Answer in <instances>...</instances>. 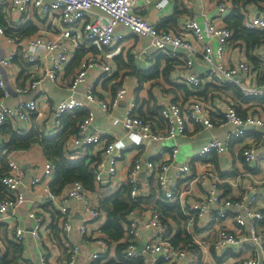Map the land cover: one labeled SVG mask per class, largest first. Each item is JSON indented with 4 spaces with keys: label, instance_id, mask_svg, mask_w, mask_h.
I'll use <instances>...</instances> for the list:
<instances>
[{
    "label": "clouds",
    "instance_id": "9594fccd",
    "mask_svg": "<svg viewBox=\"0 0 264 264\" xmlns=\"http://www.w3.org/2000/svg\"><path fill=\"white\" fill-rule=\"evenodd\" d=\"M232 6L233 0H10L0 34L21 15L31 19L35 29L17 37L13 50L20 47L31 61L39 57L42 66L30 69L29 63L10 62V57L0 63L8 68L16 91L29 97L43 94L28 104L37 112L35 119L29 118L28 109L12 110V129L4 139L21 127L37 130L32 147H42L45 136L55 137L42 166L31 170L41 183L30 191L51 199L45 224L52 220L57 226L43 235H38L39 227L26 233V218L17 217L0 233V264H108L118 245L131 254L139 244L153 264L158 255L166 257L162 264H195L201 255L205 264H217L216 257L226 249L240 254L221 264H264V228L247 223L264 210L262 201L250 204L254 193L264 192V172L247 171L255 165L256 153L264 151V99L245 103L240 95L264 92V0H236L243 14L239 24L223 19ZM37 71L40 77L32 79ZM226 80L235 81L239 90L220 86ZM11 99L5 92L0 104ZM65 105L86 111L74 113L71 123H61L57 116ZM241 123L255 124L259 140L246 138L229 146L225 130ZM213 140L219 158L206 174L208 166L193 168L192 158L207 152ZM4 151L8 157L18 155L15 149ZM64 159L82 163L61 168ZM229 167L240 174L230 184L214 187L216 169ZM178 173L195 178L178 185ZM49 180L56 181L51 189ZM6 183L28 187L15 176ZM116 189L122 191L123 206L103 205L99 194ZM189 189L198 197L208 195L196 204L202 209L200 218L185 222L184 205L195 203L187 199ZM224 190L230 195L218 200ZM174 193L182 203L169 214L157 201L175 199ZM23 202L21 197L17 203ZM209 208L221 213L224 208L242 209L244 215L221 221L208 214ZM78 210L98 219L81 227L71 219ZM110 213L122 234L99 230ZM210 221L211 228L201 231ZM178 228L181 235L173 243ZM245 242L255 247L241 252Z\"/></svg>",
    "mask_w": 264,
    "mask_h": 264
},
{
    "label": "built area",
    "instance_id": "2783aa9c",
    "mask_svg": "<svg viewBox=\"0 0 264 264\" xmlns=\"http://www.w3.org/2000/svg\"><path fill=\"white\" fill-rule=\"evenodd\" d=\"M10 0H0V5L1 7H4V9H6L8 7ZM48 7H51V4L48 5ZM238 7L236 5L233 4L231 11L225 16L223 17L224 20L227 21V17ZM77 11L81 12V16H85L86 13L83 12L82 9H77ZM53 15H56L55 13H53ZM20 17H24L23 15H21ZM213 19H215V17H213ZM9 27L5 30V32L3 34H0V37L3 39V41L7 44V46L9 47L7 50V54L2 57L0 59V61H4L6 58L10 57V62H16V58L20 57L22 58L23 62H27L30 65V69L31 67H36V66H42L40 64V58L36 57L35 61H31L28 59V56L21 50L20 47H17L15 50H13V44L16 43L17 40V35L13 34V33H8L9 28L11 29H18L20 26L16 25L17 20H11ZM197 23L200 25V29L203 30L204 25L203 23L197 19ZM209 27H215L214 25H209ZM70 37H74L76 35L75 31H72L69 33ZM132 35H136L135 33H132ZM94 46V44L91 45V47ZM84 45L81 44L80 48L83 49ZM157 52H162L161 49H155ZM259 57H256V60H259ZM2 66H4L6 69H8L4 64L0 63ZM209 72L211 71V69L208 70ZM20 73L16 74V79L18 80L20 77ZM41 73L39 71L35 72L34 76L32 77V79H38L40 77ZM0 80H2L3 82V88H0V91L3 93L7 92L8 95H10L9 91H8V84L12 83V80L10 77L6 78V76L3 74V72H0ZM222 87L226 88V87H230V86H236L239 88V85H237L235 83V81L232 80H226V81H222L221 85ZM14 92L17 93L18 95L21 96H25L22 95L20 92L16 91L14 88ZM39 93L36 92L35 94ZM35 94H33L30 98L28 99H22L17 105L15 106H9V105H5V104H1L0 105V127L3 126L8 120H13V116H12V110H18L20 112H23L25 109H28V104L30 101H34L36 100ZM243 96L245 98H264V92H260V91H249L247 92V95L245 96L244 92H242ZM249 101H253V100H245V103H248ZM79 109L78 105H73L72 108H69L67 105H65L59 112L57 118L61 121V123H63V117L67 114H70L73 116V114ZM28 114H29V118L32 119L34 116L37 115V112L35 109H28ZM219 114H224L223 112H219ZM225 119L227 118L224 114ZM250 127H255L257 128V126L255 124L252 125H248ZM22 133H27V131H22ZM50 136V135H49ZM230 137L232 138H247L250 137L249 135H247V129L245 127V124L241 123V124H236L234 125V129L231 131L230 133ZM253 142H256L257 140L255 138L250 139ZM216 141H210V146L207 149V152H198L196 153V155L193 156V162L195 161H200L203 160L205 158L208 157L209 154L211 153H216L217 152V148H216ZM90 147V145H89ZM3 148V145L0 144V150ZM16 152L18 153V155L13 156V157H8L7 156V160H8V170L7 172L4 174V176L1 178V183L4 186L5 190H4V194L3 196H0V221L5 220L8 217V213L18 207H20L21 205H23L26 201H27V192L30 191V189L34 188L37 184L41 183V181H37L35 179V175H28V168L25 167L24 163H22L21 161V155H23V153L28 150V149H15ZM11 152V151H10ZM7 154V153H6ZM46 157V156H45ZM153 159V158H150ZM155 160V159H153ZM261 161H264V151L258 152L255 155V165H257L258 163H260ZM253 165V166H255ZM38 166H42V164H37L34 165L33 169L38 167ZM208 168L205 169L206 174L210 171V169L212 168L208 163H207ZM234 169H230L229 173L234 172ZM216 177H217V181L218 183L216 185H214V187H220L221 184H226L228 183V179H226L227 177H225L224 175H222V173H219L218 171H216ZM178 176L180 175V173L177 174ZM13 176H15L16 180H23L25 182V184L28 185V187H24L23 184H17L16 187H13L12 184H8L6 183V180L12 179ZM187 179V178H191V181L195 178V175L192 176H185L183 175V173H181V175L177 178V184L178 185H183V179ZM53 180H49L48 185H46L47 187L50 188L51 182ZM15 182V181H13ZM139 186V185H138ZM200 186V185H199ZM191 192V190H190ZM189 192V193H190ZM188 193V194H189ZM174 196H176L175 199L172 198H168L165 197L164 199H166V201H168L169 203H174L179 205V207L181 206V199L179 196L176 195V193L173 194ZM208 193L206 192H202L201 196H196L195 194H192L189 198V200H195V203L193 204H186L184 205V207H186L188 209L187 213L184 214L185 216V222H190L192 220L193 217H196V219L200 218L202 209L198 208L196 206V204L199 203L200 199L203 196H207ZM226 196H229L227 190H224L221 192V195L219 197H217L218 200H222L224 199ZM21 197H23L24 202L23 203H17ZM259 200V196L257 193H254L253 196L251 197L250 200V204L256 203ZM9 203V207L5 208V204ZM51 204L52 201L50 198H47L46 196H44V200L41 201L40 203H37V205L35 206L36 211H32L30 213L31 219L33 221H35V223L32 222V227H31V232L35 231L37 227H39L40 232L38 233V235H42V231L44 229V220L42 218V216L39 213V210H41V206L44 204ZM59 210V209H58ZM208 214H210L213 218L218 217L221 221L224 220H230L232 217L235 216H239V215H244V211L242 209L237 210L234 208H224L223 209V213H221L219 208H209L208 209ZM62 218V213L59 210V219ZM72 219V217H71ZM97 217H83L80 226L84 227L88 224L93 223L95 220H97ZM52 222V220H51ZM264 222V210H262L261 215L259 216H253L250 220L247 221L248 224H250L254 229L255 228H259L260 224ZM48 223H50V220L48 221ZM212 224L211 221L208 222L207 224L204 225L203 229H200L201 231H203L204 229H209L211 228ZM238 227H243L238 225ZM171 229H169L170 231ZM168 233L166 232L165 235H167ZM181 235V234H180ZM179 232L176 231V235L175 237H173V243H175L178 238H180ZM23 234H21L19 239H22ZM142 246V248L140 249V247ZM255 245L252 242H245L242 246H241V252L247 250V249H251L254 248ZM121 256L117 257L114 256L113 258H111L108 261V264H125L126 261H136L139 260L142 262V264H153V261L151 260V257L148 253L145 252V246L143 244H139L136 247V250L134 252H132L131 254H129L128 252H125L123 250L120 251ZM107 254V252L105 253V255ZM240 253L238 252H232L231 249H226V251L224 253H222L220 256L216 257V259H227L229 256H237ZM46 256H48V253H46ZM44 259L47 260V258ZM166 259V257L164 255H158L154 261V264H162V261H164ZM196 262H201L202 264H205V262L202 259V255L198 256L196 259ZM192 264V262L190 263Z\"/></svg>",
    "mask_w": 264,
    "mask_h": 264
},
{
    "label": "crops",
    "instance_id": "0c3cea01",
    "mask_svg": "<svg viewBox=\"0 0 264 264\" xmlns=\"http://www.w3.org/2000/svg\"><path fill=\"white\" fill-rule=\"evenodd\" d=\"M183 2V0H181V3ZM201 2L203 3H211L212 0H201ZM1 10H2V15H3V10H4V7H1ZM196 16L199 19V16L200 14L199 13H196ZM169 19H172L171 17ZM202 23L203 21L200 20ZM29 22H32L31 19H28V20H25L24 17H20L19 20H17V23L16 25L18 26H23ZM10 24H13V23H10ZM33 24V22H32ZM34 25V24H33ZM35 26V25H34ZM19 27V28H20ZM36 27V26H35ZM8 46L7 44L3 41V39L0 37V59L2 57H4L6 54H7V50H8ZM92 49H95V45L91 47ZM152 52H154L157 56L160 55L162 52H158L155 50V49H152L151 50ZM115 59V58H114ZM15 63H24L22 58L20 57H17L16 58V62ZM0 72H3V74L6 76V78L10 77V74H9V71L8 69H6L4 66H2L0 64ZM8 91L10 93V97L12 98L10 102H5L3 104L5 105H9V106H15L17 105L22 99H28L30 98L29 96H21V95H18L17 93L14 92V88L12 86V83L11 84H8ZM227 88H232L233 90H239L238 87L236 86H230V87H227ZM43 92H39L37 94H35L36 97H39L40 95H42ZM241 95V93H240ZM0 97H3V93L0 91ZM1 105V104H0ZM78 110H85L84 108L82 107H79ZM77 110V111H78ZM221 117L225 118L224 117V114H219ZM36 116H34L32 119H35ZM8 126H10L12 128V120H8L6 123H5ZM234 129V126L232 128H228L225 130V133H224V142L226 144H228L229 146L231 145H234L236 142L242 140V139H246L245 137L243 138H232L230 137V133L231 131ZM247 129V135H249L250 137H247V139H253L255 138L256 140H259V137H260V133L257 131V128L255 127H250V126H247L246 127ZM31 130V129H30ZM30 130H25V128H18L16 131L18 133H21L22 131H30ZM9 134H6L5 132H2L0 130V144L4 145L5 143H8L10 140H7L5 141V137H7ZM28 150H26L23 155H21V161L22 163H24L25 167H27L28 169V175H31V170L33 169L34 165H37V164H43L44 160H45V153H44V149L43 147H30V148H27ZM159 156V153L157 154V156H154V157H150V158H153V159H157ZM218 154L216 153H211L208 155L207 158L203 159V160H200V161H195L193 162L192 166L193 168H204L205 165H207V163L213 167V161H216L218 159ZM261 162H264V161H261ZM258 163L257 165L253 166V167H250V168H247V171L249 173H251L252 175H258V174H261L262 172H264V167H262V163ZM230 169H234L232 173H229L230 172ZM216 171H218L219 173H222V175H224L225 177H227L226 179H228V183L226 184H230V181L232 179H234L235 177H237L240 173H239V170L234 168V167H229V168H225V169H216ZM183 183H188V184H191V178H185L182 180ZM196 187H200L199 185H196ZM102 190L104 191H108V189L106 188V186L102 185L101 186ZM191 189L188 190V193L190 192ZM104 191H102L100 194H99V197L100 199L102 198H105L109 195H111L112 193H110L109 195H104ZM228 192V191H227ZM259 196V200L258 201H262L264 202V192H256ZM194 194L192 191L188 194L187 196V199L190 198V196ZM228 194L230 195V193L228 192ZM44 200V195H41L39 197H37L35 195V193L29 191L27 192V201L21 205L20 207L10 211L8 213V217L5 219V220H2L0 221V233H6L8 230H9V226H10V223H12V221H16L17 220V217H24L26 218V222L24 224V231L26 233H31V227H32V220L30 218H28V214H30L32 212V209L35 208V206L37 205V203H40L41 201ZM28 201H31L29 203L28 206L27 205V202ZM49 203L47 204H44L41 206V210H39V213L40 215L42 216L43 220H44V229L42 231V235L44 234L45 230L47 229H50L49 228V225L52 224L51 220H50V223H47L45 224V219H46V216H45V213H47V210H48V207H49ZM56 212L59 213V210L56 209ZM85 215L81 212V211H76L73 213L72 215V220L73 221H76V222H79V224H81V221L83 219ZM183 220V219H182ZM185 220V219H184ZM106 222V221H105ZM104 222V223H105ZM103 223V224H104ZM55 224V223H54ZM101 224L100 227L103 225ZM259 228H264V222H262L259 226ZM52 230H55V229H52ZM101 230V229H99ZM177 231L179 232V228L177 229ZM13 235H15V231L13 230ZM24 239V236H22V239L20 240H23ZM8 243L11 245V244H15V241H12V240H8ZM116 255L117 257H120V254H119V248L118 246L116 247ZM7 253H5L6 255ZM50 253H48V256H46L45 254V258L48 259ZM113 258V257H112ZM59 259V258H57ZM219 260L224 261L225 259H216L217 261V264H221V262H219ZM191 263V262H190ZM27 264H31L30 261L27 262ZM195 264H202L201 262H196L195 261Z\"/></svg>",
    "mask_w": 264,
    "mask_h": 264
},
{
    "label": "trees",
    "instance_id": "16d2710c",
    "mask_svg": "<svg viewBox=\"0 0 264 264\" xmlns=\"http://www.w3.org/2000/svg\"><path fill=\"white\" fill-rule=\"evenodd\" d=\"M233 4L236 5V0H233ZM2 10H1V5H0V19H2ZM243 19V14L239 11V8L235 9L228 17H227V21H229V23H236L239 24L240 21ZM35 26L32 24V22H29L23 26H21L18 29H11L9 28L8 33H13L15 35H17L18 37H22L23 35L27 34L30 30H34ZM158 53V52H157ZM163 55V52L160 54ZM159 56V55H158ZM254 60H256V58H254ZM227 88V87H226ZM241 93V97L246 99V100H253L256 101L260 98H245ZM264 99V98H261ZM82 111L85 110H78L75 113H80ZM71 117L72 115L67 114L63 117V123L68 122L71 123ZM11 127L8 126L6 124H4L3 126L0 127V130L2 132H5L6 134H9L11 131ZM37 134V130L35 128H32L30 131H28L27 133H18L17 131L11 132V139L8 143H5L3 145V148L0 150V196H3L4 194V186L1 183V178L4 176V174L7 172L8 170V160H7V152H5L4 150L7 149L8 152L12 151L13 149H27L32 147V137L34 135ZM55 141V137L53 136H45L43 141H41V144L43 145V149H44V153L46 155V149H48L49 147H51L53 145V142ZM47 142V143H45ZM82 163V159L79 161H72V160H62L61 161V168H71V167H77ZM56 181L53 180L51 182L50 188L53 184H55ZM123 187V186H122ZM121 195H122V191L121 189H116L115 192H113L111 195L102 198L101 199V203L105 206H107L109 203H112L114 205H116L117 208H119L120 206H123V200L121 199ZM148 199H151V197H149ZM157 204L160 205L162 207V209L164 211H166L167 213L171 214L175 211H179V205L174 204V203H169L168 201H166V199L164 200H158ZM57 215V219H59V213L56 212ZM181 219H185L184 214H181ZM56 224H54V222L52 221V224L49 225L50 229H56ZM101 231L107 232L108 234H113V233H117V234H122L123 229L120 227V225L115 221V219L113 218L112 214H109L108 219L106 220V222L100 227ZM182 229H179V235L181 234ZM179 239V238H178ZM119 251L123 250L124 245H118ZM120 256L121 253L119 252ZM219 262H221V260H219ZM125 264H142L141 261L136 260V261H126Z\"/></svg>",
    "mask_w": 264,
    "mask_h": 264
},
{
    "label": "water",
    "instance_id": "95a60500",
    "mask_svg": "<svg viewBox=\"0 0 264 264\" xmlns=\"http://www.w3.org/2000/svg\"><path fill=\"white\" fill-rule=\"evenodd\" d=\"M142 248V246L140 247V249Z\"/></svg>",
    "mask_w": 264,
    "mask_h": 264
}]
</instances>
